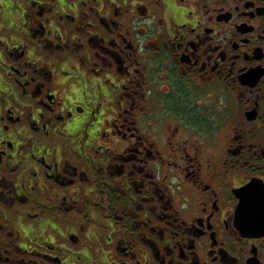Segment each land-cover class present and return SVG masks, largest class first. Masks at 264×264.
<instances>
[{"label":"flooded vegetation","instance_id":"1","mask_svg":"<svg viewBox=\"0 0 264 264\" xmlns=\"http://www.w3.org/2000/svg\"><path fill=\"white\" fill-rule=\"evenodd\" d=\"M254 180L264 0H0V264H264Z\"/></svg>","mask_w":264,"mask_h":264},{"label":"water","instance_id":"2","mask_svg":"<svg viewBox=\"0 0 264 264\" xmlns=\"http://www.w3.org/2000/svg\"><path fill=\"white\" fill-rule=\"evenodd\" d=\"M239 204L235 215L237 230L243 237L264 239V185L258 180L236 191Z\"/></svg>","mask_w":264,"mask_h":264},{"label":"rangeland","instance_id":"3","mask_svg":"<svg viewBox=\"0 0 264 264\" xmlns=\"http://www.w3.org/2000/svg\"><path fill=\"white\" fill-rule=\"evenodd\" d=\"M90 75H92V73H90ZM77 78H79V77L77 76ZM77 83H78V81H77ZM79 86H81V89L83 91L82 93H84L85 97H87V98H88L89 91L98 92L99 90L104 91V90L111 88L110 84H108L104 79H102L100 77L96 78L95 76L80 79L79 80ZM91 103L96 104L97 98L95 100H92Z\"/></svg>","mask_w":264,"mask_h":264}]
</instances>
